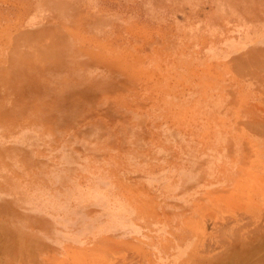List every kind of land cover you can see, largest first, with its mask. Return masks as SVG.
I'll use <instances>...</instances> for the list:
<instances>
[{"label": "rangeland", "instance_id": "obj_1", "mask_svg": "<svg viewBox=\"0 0 264 264\" xmlns=\"http://www.w3.org/2000/svg\"><path fill=\"white\" fill-rule=\"evenodd\" d=\"M0 264H264V0H0Z\"/></svg>", "mask_w": 264, "mask_h": 264}]
</instances>
